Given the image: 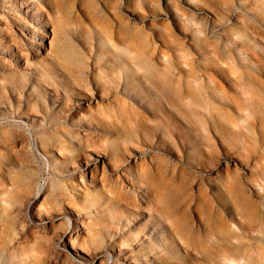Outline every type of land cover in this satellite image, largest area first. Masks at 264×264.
<instances>
[{
    "label": "rangeland",
    "instance_id": "rangeland-1",
    "mask_svg": "<svg viewBox=\"0 0 264 264\" xmlns=\"http://www.w3.org/2000/svg\"><path fill=\"white\" fill-rule=\"evenodd\" d=\"M35 1L45 51L0 40V264H81L68 210L96 264H264V0Z\"/></svg>",
    "mask_w": 264,
    "mask_h": 264
},
{
    "label": "bare ground",
    "instance_id": "bare-ground-1",
    "mask_svg": "<svg viewBox=\"0 0 264 264\" xmlns=\"http://www.w3.org/2000/svg\"><path fill=\"white\" fill-rule=\"evenodd\" d=\"M2 12L4 13V20H0V40L9 41L11 39L10 34L6 28L8 25L11 29L16 33V38H18L21 42L24 43L28 47L29 53L32 55H36L39 53H43L45 48L48 47L50 43L46 38V33L49 28L42 20V14L38 9L37 2L35 0H10L4 1L2 4ZM41 35L43 37H41ZM14 38V37H12ZM47 44V46L45 45ZM1 45V44H0ZM3 54V51L0 52ZM15 61H18V67H23L22 62L19 61L16 57H13ZM32 73H28L31 76ZM32 81H36V78L33 76ZM33 86V85H32ZM33 88H31L30 92ZM49 97L51 103L54 105L56 101L52 99V95L49 92H46ZM83 99V97L79 98V100ZM76 108L80 109L78 106ZM65 124H70L73 128V135L71 133H67L66 137L69 139H76L78 136L85 135L88 133L85 129L86 125H74L72 120L69 118L65 120ZM72 131V130H71ZM55 151H51L50 155L53 156ZM88 157L79 160V165L83 168L77 171L76 181L78 185L81 187L91 186L93 181L91 180V171L95 169L98 164H103V157L99 154L93 153V150H87ZM141 194V191H139ZM40 192H36L29 198L30 205L37 203L40 198ZM162 197L166 198V193H161ZM135 212H145V210L141 207H136L134 209ZM68 215L69 225L68 227L61 232L58 243L62 247V251L66 253V258H68L71 262L77 261L82 262L81 264H96L103 255H107L106 251L115 252L113 247H107L103 251H99L97 248H93L90 246H86L84 244H80L77 240H73L72 237L80 236L81 234L86 235L88 238H92V236L86 231V222L84 221V216L79 215L72 211H66ZM61 218V217H58ZM57 218V219H58ZM138 221V220H137ZM39 222L41 224H48L49 219H40ZM136 222V220L134 221ZM139 222V221H138ZM137 223V222H136ZM152 232H148V237L146 241L149 242V238H156L158 234L152 228ZM150 234V236H149ZM95 240V239H93ZM117 258H121L119 253H115ZM145 263L151 262L152 258L148 254H144ZM110 260V255H107ZM67 260V259H65ZM76 263V262H74ZM70 264V262H69Z\"/></svg>",
    "mask_w": 264,
    "mask_h": 264
}]
</instances>
